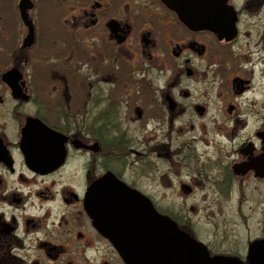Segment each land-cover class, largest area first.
Listing matches in <instances>:
<instances>
[{"label":"flooded vegetation","instance_id":"flooded-vegetation-1","mask_svg":"<svg viewBox=\"0 0 264 264\" xmlns=\"http://www.w3.org/2000/svg\"><path fill=\"white\" fill-rule=\"evenodd\" d=\"M10 3L0 264H196L194 242L228 264L264 261V0ZM198 188L259 232L195 233ZM147 214L173 230L146 232Z\"/></svg>","mask_w":264,"mask_h":264},{"label":"rangeland","instance_id":"rangeland-1","mask_svg":"<svg viewBox=\"0 0 264 264\" xmlns=\"http://www.w3.org/2000/svg\"><path fill=\"white\" fill-rule=\"evenodd\" d=\"M6 10V7H4ZM9 16H12L13 8L11 7V3L9 0V6L7 10ZM159 178V176L157 177ZM177 177L173 175L163 176V184L170 183L174 184ZM167 179V182H165ZM201 180V177H199ZM203 182H198V186L202 185ZM162 194L165 199L164 202L166 204H171L174 206H178L177 201L182 198H172L170 196V192H167L166 189L162 190ZM179 195H183L182 192ZM209 196V197H208ZM206 196V192L202 191L201 188L195 190L193 197H189L186 199L185 209L191 207L189 211V215L191 216V223L193 225V231L198 233V235H255L259 232V225L255 224L253 221L249 219H240L238 215L235 213V208L228 209L227 206H214L209 203V198L215 199L217 195L213 193H208ZM189 210V209H188ZM245 213H249V210L244 209Z\"/></svg>","mask_w":264,"mask_h":264},{"label":"water","instance_id":"water-1","mask_svg":"<svg viewBox=\"0 0 264 264\" xmlns=\"http://www.w3.org/2000/svg\"><path fill=\"white\" fill-rule=\"evenodd\" d=\"M166 1H169V0H166ZM171 1V0H170ZM148 218H146L143 223H144V227H145V231L146 232H151L150 229L152 228V231L154 227H157L158 224H162L163 225V232L165 231H172L173 229L170 228V226L168 225L167 223V219L163 218L162 220H158L156 219L155 217H152L151 220L149 219L151 216L149 214H147ZM172 227L175 228L172 224ZM180 240V239H179ZM195 243V251H194V257H195V263L196 264H228V262H225L223 260H220V259H210L207 257V254H203L200 250H198L197 248V245H200L196 242ZM180 252V251H179ZM187 252V250H186ZM259 259L263 257L264 259V250L260 253V254H257ZM256 255V256H257ZM209 259V260H207ZM256 263V262H255ZM264 261H258L257 264H263Z\"/></svg>","mask_w":264,"mask_h":264}]
</instances>
